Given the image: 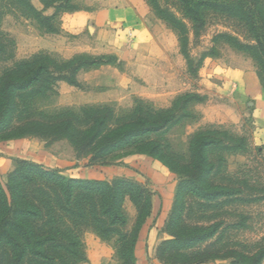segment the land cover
<instances>
[{
  "label": "rangeland",
  "instance_id": "obj_1",
  "mask_svg": "<svg viewBox=\"0 0 264 264\" xmlns=\"http://www.w3.org/2000/svg\"><path fill=\"white\" fill-rule=\"evenodd\" d=\"M260 1L264 5V0ZM29 2L36 10H43L38 0ZM140 2L144 13L134 18V23L111 20L97 24L89 20L73 27L71 18L79 12L129 9V4L126 0H71L69 9L59 12L53 20L50 32L13 1L0 0V79L14 70L16 64L36 58H48L60 68L74 57H102L107 63L77 71L75 84L55 81L45 96L25 101L27 111L22 114L23 119L0 133V155H4L7 144L24 143L10 171L0 175V184L6 185L8 176L16 169L26 174L24 164L33 163L29 160L34 152L42 162L35 165L57 171L67 179H71L69 173L75 177L105 178L108 180L101 181L108 183L123 179L131 184L130 190L137 199L138 185L152 193L156 188L152 176L162 169L175 180L176 191L165 220L164 241L158 246L160 264H167L177 254L191 259L206 256L211 262L225 264H264V101L256 104L252 96H241V88L225 89L216 79L219 69L248 70L264 94L259 69L250 54L218 39L214 45L216 55L206 58L200 67L204 77H199V70L196 74L189 72L177 35L159 12H169L186 26L193 67L200 54L208 52L216 35L253 45L251 35L243 23L228 15L205 13V26L195 36L191 22L183 16L176 0H155L156 7L146 0ZM53 14L51 8L43 12L45 17ZM171 45L173 55L164 49ZM176 58L182 69L175 63ZM203 79L209 85L201 83ZM185 95H195L199 101H191L182 108L183 100L179 99ZM16 104L17 111L22 110ZM167 109L171 110L170 116L184 117L167 130L147 135L109 158L113 164L108 166L91 165L90 156L81 145L85 137L73 132L91 126L87 114L90 111H94L95 118H110L107 126L114 127L134 111L135 116L143 117ZM66 122L71 123V129L64 127ZM199 133L207 141L217 143L205 147L201 168L193 140ZM74 141L78 147L73 145ZM241 141L244 150L224 149L235 148ZM155 146L156 151L152 150ZM151 152L153 157L147 155ZM54 158L61 160L63 167L45 165ZM126 160L139 164L127 177L112 178L101 169H94L122 166ZM84 166L92 168L87 171ZM205 186L209 188L210 200L192 194V190L201 191ZM216 192L224 196L214 197L212 194ZM146 203L144 195L134 229L147 219ZM79 231L85 258L79 264L120 263L114 240L100 237L91 229ZM193 234L208 235L209 239L183 252L163 245L176 236L189 238ZM102 254L108 255L110 261H100Z\"/></svg>",
  "mask_w": 264,
  "mask_h": 264
},
{
  "label": "trees",
  "instance_id": "obj_2",
  "mask_svg": "<svg viewBox=\"0 0 264 264\" xmlns=\"http://www.w3.org/2000/svg\"><path fill=\"white\" fill-rule=\"evenodd\" d=\"M31 16L47 31L53 32L52 22L59 12L66 11L71 0H53L47 3L38 0L42 11L36 10L29 0H11ZM156 7L155 0H146ZM183 16L192 24L195 36L205 26V13L228 15L244 24L250 33L253 45H244L237 39L216 35L208 52L200 54L197 65L193 67L188 50L189 32L186 26L169 12H159L162 20L177 35L182 56L185 58L189 72L196 74L203 61L215 56V43L219 39L231 45L235 50L251 55L259 69V79L264 88V5L260 0H176ZM54 9V14L43 16V12ZM105 58L74 57L62 64V68L48 58H36L33 61L16 64L0 79V133L8 130L26 113L25 101L45 96L49 86L55 81L75 84L77 71L96 65H104ZM55 71L56 74L53 73ZM185 108L191 101H199L195 95H185ZM16 103L22 106L17 111ZM24 111V112H23ZM94 111L87 113L92 121L85 131H75L85 137L82 147L90 156L91 165L108 166L113 163L109 158L127 149L138 140L150 134H157L177 124L181 117L170 116V109L149 112L142 116H125L114 127L107 126L110 118H95ZM71 129V123H64ZM71 139V137H70ZM198 164H204L205 147L217 144L215 140L207 141L203 134L193 137ZM78 147L77 142H73ZM158 150L153 147L152 150ZM226 150H244L243 141L235 148ZM153 157L154 153L147 154ZM112 163V164H111ZM26 174L14 170L7 178L6 185L0 184V264H79L84 261L81 229H91L100 237H110L118 246L119 264H135L134 248L137 240V225L131 232H125L126 214L123 201L128 197L138 212L141 210L142 197L147 198L144 217L150 215L151 193L138 185V199L132 195L131 184L123 179L114 183L106 181H83L67 179L57 171H46L41 166L25 163ZM192 190V194L204 200H210L208 186ZM221 197L224 194H212ZM144 218V219H145ZM209 239L208 235H194L189 238L174 237L173 241L163 245L171 250L183 252L195 248ZM190 244H187L189 243ZM157 248L156 257L160 256ZM164 252V251H163ZM206 256L187 258L177 254L167 264H205L212 260Z\"/></svg>",
  "mask_w": 264,
  "mask_h": 264
},
{
  "label": "crops",
  "instance_id": "obj_3",
  "mask_svg": "<svg viewBox=\"0 0 264 264\" xmlns=\"http://www.w3.org/2000/svg\"><path fill=\"white\" fill-rule=\"evenodd\" d=\"M126 3L129 4V9L121 8L113 10H107V11H96L91 14H86L79 12L72 16L71 18V24L73 27H75L76 23H80L79 25H82L83 23H87L89 20H94L97 24H104L111 20L121 21L125 23H134L137 16L142 15L143 7L140 0H126ZM164 49L166 52H169V54H174V47L171 45L169 47L164 46ZM156 52V51H155ZM167 54V53H166ZM159 57V55H158ZM177 62V63H176ZM175 63L181 67L182 69V63L178 58H176ZM199 77H202L204 75V72L202 74V71L199 69ZM204 77V76H203ZM216 79L219 80V84L225 88L230 90L231 87L233 88H241L243 91V94L241 96L247 97L252 96L256 104L263 103L264 101V94L261 92L259 88V84L256 81L254 74L251 71L248 70H236V69H226V70H220L216 74ZM201 83H205V85H209V81H201ZM175 90L176 89H172ZM182 91V90H181ZM11 144H7L4 146V152H2L4 155H0V175H4L7 172L10 171L12 168V165L15 164L14 157L17 156V152L20 151L23 147V141H18ZM17 143V144H16ZM20 149V150H18ZM1 152V151H0ZM33 157L30 158L29 161H32L33 164H42L41 157L38 156L35 152L33 153ZM32 156V155H31ZM63 162L59 159L54 158V160L48 159V163L45 165L54 166V167H63ZM145 164H148L145 161ZM122 166H111V167H101L97 168L94 167V169H101L104 173L106 172L107 175L114 177H127L129 176V172H131L132 168H136L138 165L131 164L128 160L124 161ZM67 166H70V164H67ZM83 167V166H82ZM92 167H86L84 166V170L89 171ZM161 170V171H160ZM67 172H70L67 171ZM159 174L154 173V176H152V183L156 186L155 190L151 193V210L150 215L147 217V219L142 223L138 228L137 233V240L135 243L134 248V254H135V264H160L156 257V251L158 246L162 241V236L164 226H165V220L169 215L172 200L176 191V182L171 176H166L165 173H163L162 169H159ZM68 177L71 179H94L96 181L101 180H108L105 178H91V177H75L69 173ZM123 208L126 214V225H125V232H131L135 225H136V219H137V210L135 206L131 203L130 199L128 197H125L123 201ZM100 261H110V257L106 254H102L98 258ZM205 264H225L223 262H209Z\"/></svg>",
  "mask_w": 264,
  "mask_h": 264
}]
</instances>
